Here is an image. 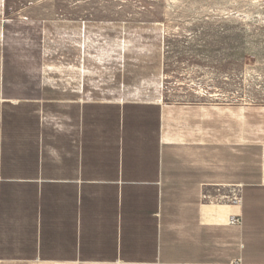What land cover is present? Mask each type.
Returning a JSON list of instances; mask_svg holds the SVG:
<instances>
[{"label":"crops","instance_id":"1","mask_svg":"<svg viewBox=\"0 0 264 264\" xmlns=\"http://www.w3.org/2000/svg\"><path fill=\"white\" fill-rule=\"evenodd\" d=\"M3 31L0 264H264V158L256 174L234 158L245 110L219 157L216 99L171 101L162 61L108 81L127 94L91 98L60 88L90 83L52 61L49 76L19 55L12 67ZM141 86L157 88L129 93Z\"/></svg>","mask_w":264,"mask_h":264},{"label":"rangeland","instance_id":"2","mask_svg":"<svg viewBox=\"0 0 264 264\" xmlns=\"http://www.w3.org/2000/svg\"><path fill=\"white\" fill-rule=\"evenodd\" d=\"M0 19L12 67L19 55L27 75L49 76L52 61V76L90 83L60 88L91 98L127 94L108 81L140 69L144 75L153 61L160 70L162 61L171 101L187 100L192 90L203 102L216 99L219 157L229 156L220 145L240 132L236 116L245 110L249 147H234V158L248 157L257 173L264 158V0H0Z\"/></svg>","mask_w":264,"mask_h":264},{"label":"built area","instance_id":"3","mask_svg":"<svg viewBox=\"0 0 264 264\" xmlns=\"http://www.w3.org/2000/svg\"><path fill=\"white\" fill-rule=\"evenodd\" d=\"M237 200V199H235ZM229 225H240L241 224V220L239 217H234V218H230L228 221Z\"/></svg>","mask_w":264,"mask_h":264}]
</instances>
